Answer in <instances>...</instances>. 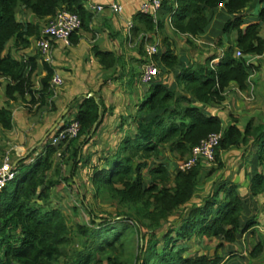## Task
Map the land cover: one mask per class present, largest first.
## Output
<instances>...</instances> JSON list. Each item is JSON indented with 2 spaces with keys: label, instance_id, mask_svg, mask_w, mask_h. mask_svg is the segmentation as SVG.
<instances>
[{
  "label": "trees",
  "instance_id": "trees-1",
  "mask_svg": "<svg viewBox=\"0 0 264 264\" xmlns=\"http://www.w3.org/2000/svg\"><path fill=\"white\" fill-rule=\"evenodd\" d=\"M87 1L0 0V76L9 78L5 88L7 104L0 107L3 129L13 128L11 101L29 97L27 102L39 107L55 105L51 99L54 68L45 63L46 75L40 79L41 87L36 88L33 77L38 73L39 56L18 59L6 52L9 43L14 41L19 49L30 47L32 38L41 35V21L53 16L59 8L78 13L81 27L88 26L93 14L85 8ZM255 2L262 6L255 17L248 18L244 11ZM26 13L32 18H20V14ZM215 18V27L220 32H236L235 42L225 49L217 63L211 62L214 55L204 61H184L175 52L170 37L165 35L158 51L150 58L159 67L160 74L150 84H144L148 89L136 116V132L124 137L111 155L100 158L102 167L101 161L94 163L91 154L86 155L105 120L104 103L89 95L76 101L74 117L80 123L78 137L64 145H52L50 132L38 155H35L36 148L18 158L15 178L0 191V264L222 262L216 250L212 255L192 252L190 242L193 238L199 241L217 238L220 240L217 248L235 242L249 224L244 227L241 224L248 199L237 184L225 180L214 183L201 196L199 188L206 169L202 163L182 171L176 163L172 169V163L158 160L164 145L182 157L211 133L222 131L223 137L214 151L219 167L223 164L221 151L247 143L249 136L260 142L263 162V126L251 130L249 125L245 131L236 124L223 128L221 118L210 114L206 107L223 100L231 82L246 88L253 72L247 57L264 54V0H163L157 17L142 11L135 16L144 33H164L168 19L172 30L187 36L188 42L191 36L205 35ZM221 41L219 38V46ZM237 49L242 51V56L236 55ZM98 55L107 64L113 62L112 52L98 51ZM170 75L174 77L173 82ZM57 153L61 157L68 154V162L71 160L70 174L64 178L60 175V165H54ZM90 163H93L90 181L96 196L107 192V200H115L118 208L115 217L104 218L95 215L90 206H84L89 221L77 223L74 229L63 208L52 204V189L62 180L73 181L80 164L87 167ZM21 164H30V169L18 172ZM263 187L260 170L251 178L253 196L262 194ZM81 201L84 204L86 197ZM178 212L179 227L173 225L164 230L173 213ZM135 236L137 251H133ZM82 237H87L83 243ZM75 243L83 248L72 249ZM262 252L264 241L253 247L251 255L257 257Z\"/></svg>",
  "mask_w": 264,
  "mask_h": 264
},
{
  "label": "crops",
  "instance_id": "crops-1",
  "mask_svg": "<svg viewBox=\"0 0 264 264\" xmlns=\"http://www.w3.org/2000/svg\"><path fill=\"white\" fill-rule=\"evenodd\" d=\"M112 2L120 3L123 7L122 11L112 10L110 8ZM141 3L142 0H88L85 8L93 14L91 22L73 33L69 41L54 42L52 63L43 61L36 47V38H34L35 47H32V44L26 49L7 47L6 52L18 59L39 56L38 73L33 77L36 88L41 87L40 79L46 75L45 63L54 68V74L60 75L61 84L52 85L51 99L55 104L52 108L33 105L27 102L29 97H26L27 100L19 98L11 101L13 128L6 130L0 126V159L5 153L12 151L13 164H16L18 158L26 156L34 148H38L35 152V155H38L42 151L44 138L58 118L65 111L66 119L74 117L77 109L76 101H80L86 95L91 96V93L98 102L102 101L105 107L104 123L95 137V144H89L88 148L93 154L92 162L102 161L100 158L111 155L124 137L136 132V116L146 99L148 89L140 82V75L144 63L150 61L152 57L147 54L145 47L149 43L161 45L165 35L170 37L173 47L175 40L170 34L172 26L168 19L166 23L170 31L165 28L164 33L143 32L142 24L135 19L136 14L141 11ZM98 4L105 5V9L95 11L92 6ZM261 6L255 2L246 8L244 13L248 18L255 17ZM24 17L31 19L32 15L20 14V18ZM130 23L133 24L131 28ZM216 24L215 18L205 35L191 36L190 42L187 36H176V38H184L188 47H181L180 52L174 47L175 52L184 61H204L214 55L211 62L217 63L225 49L235 42L237 34L236 32L223 34L219 30L216 31L215 29L219 28L215 27ZM262 34L264 35V28ZM144 37L146 41H143ZM219 38L222 40V46L218 45ZM201 44L208 47H200ZM192 49H195V52H192ZM98 51L112 52L113 62L109 64L103 62ZM247 58L248 63L253 67V72L246 88L241 89L236 82H231L223 94V100L212 102L206 107L210 114L221 118L223 128L233 124L242 131H245L249 125L251 130L259 126L264 127V54H253ZM170 76L173 82L174 77ZM8 82V77L0 76V90L4 96V103L1 102L0 107L7 104L5 88ZM37 126L33 136L30 135L31 130ZM2 138L4 140L1 141ZM260 151V142L249 136L247 143L221 151L223 164L220 167L216 161L210 166L204 165L206 169L199 195L205 196L214 183L225 180L237 184L240 192L249 202L241 220L243 227L248 222L249 224L235 242L228 243V251L220 254L223 258L220 264H264V252L257 257L251 255L253 247L264 241L263 195L253 196L250 190L252 175L261 170ZM251 243L254 246L250 249Z\"/></svg>",
  "mask_w": 264,
  "mask_h": 264
},
{
  "label": "built area",
  "instance_id": "built-area-1",
  "mask_svg": "<svg viewBox=\"0 0 264 264\" xmlns=\"http://www.w3.org/2000/svg\"><path fill=\"white\" fill-rule=\"evenodd\" d=\"M163 0H142L140 10L144 13L157 17L158 12L161 9ZM95 11H103L105 5L98 4L92 6ZM110 8L116 12H121L123 7L118 2L110 3ZM82 19L76 12H72L66 8H59L56 13L49 17L41 30V35L36 38V47L38 52L42 56L43 61L47 63L53 62V47L54 42L57 40L69 41L72 34L81 29ZM133 26L130 23L129 27ZM146 38V37H145ZM159 44H147L145 50L149 56H152L158 51ZM238 57L243 53L240 49L236 50ZM160 74L159 67L152 61L144 63L142 72L140 75V82L142 84H150ZM53 86L61 84V77L59 74H54L51 80ZM80 132V123L75 118L64 119L60 125H58L51 134V144H65L78 137ZM223 137V132L211 133L208 137L203 139L199 144L195 145L188 157L177 164L179 170L185 171L193 168L198 163H202L205 166H210L215 161V148L219 145ZM9 153V152H8ZM6 153L0 163V191L16 176L15 164L10 157V154ZM264 157V154H263ZM261 172L264 181V159L261 165ZM263 201H264V187H263Z\"/></svg>",
  "mask_w": 264,
  "mask_h": 264
},
{
  "label": "rangeland",
  "instance_id": "rangeland-1",
  "mask_svg": "<svg viewBox=\"0 0 264 264\" xmlns=\"http://www.w3.org/2000/svg\"><path fill=\"white\" fill-rule=\"evenodd\" d=\"M29 18V16H28ZM42 26H44L45 21H41ZM165 28L170 31L169 25L166 23ZM219 30V28L217 29ZM216 30V31H217ZM170 34L175 37L174 42V47L178 52H180L181 47H188L186 45V41L184 38H176L178 36L173 30L170 31ZM34 38L32 41V47H35L34 45ZM151 44V43H149ZM9 49H13L15 46L14 41L9 43L8 45ZM195 47V46H191ZM198 47V46H197ZM200 47H208L205 44H201ZM192 52H195V49L191 50ZM1 88V87H0ZM4 103V96L3 93L0 90V103ZM38 126L34 129L31 130L30 135L33 136V134L36 132ZM4 140V138L1 139V141ZM3 145V143H2ZM36 149V148H34ZM33 150V149H32ZM1 151V149H0ZM3 152V151H2ZM91 150H88L86 152V155L90 153ZM6 154V153H5ZM4 154V156H5ZM8 154H10L11 159L13 160L12 157V151H10ZM189 154V153H188ZM188 154L185 156H182L179 153H173L170 152V149L167 145H164L162 148V155L160 156L158 161H164V162H170L171 167L173 169V163L179 164L182 161H184L187 157ZM28 155V154H27ZM91 155L92 152H91ZM2 157V159L4 158ZM93 158V157H92ZM97 158V157H96ZM0 159V163L1 160ZM99 159V158H97ZM96 159V160H97ZM71 160L68 162V154L65 157H61L59 153H57L56 157L54 158V165L56 166L57 164L60 165V170H61V177H66L69 176L70 170H71ZM91 162V161H90ZM96 162V161H95ZM94 162V163H95ZM25 163H29L25 162ZM99 166H103V161L99 162ZM93 163L86 165L80 164L79 170L77 173L76 178H73V181L68 183V181L62 180L59 185H57L55 188L52 189V204L57 206H61L63 208V211L66 213L67 218L69 220V224L76 229V224L77 223H83V222H88L89 221V214L86 210H84V206H90L92 211L95 213V215H100L101 217L108 218L109 215H113L115 217L116 211H117V203L115 200H107L108 198L107 192H103L101 194H98L96 196V189L92 186L91 184V175H93ZM30 169V164H21L19 166V171L20 173H25ZM145 173H147V169L144 170ZM86 197V202L83 204L82 203V198ZM77 208V209H76ZM180 212L178 213H173V216L170 218V222L165 224L164 230L168 229L171 226H176L177 228L180 225ZM113 217V218H114ZM98 221H100L98 219ZM131 223V222H130ZM160 236L162 233L159 234ZM82 243L87 240V237H82ZM220 243V240L217 238H204L202 240H197L193 238L190 242L191 244V249L192 252H198V253H208L212 255L214 251L216 250L219 254H223L225 251H228V243H225L223 247H226L225 249L220 248L218 244ZM134 250H136L137 246V237L135 236L134 241ZM254 246L253 243H251L250 249ZM78 247L79 249H82L83 246L77 245V243L72 246V249ZM158 249H162V246H159ZM102 258H105V256H102Z\"/></svg>",
  "mask_w": 264,
  "mask_h": 264
},
{
  "label": "water",
  "instance_id": "water-1",
  "mask_svg": "<svg viewBox=\"0 0 264 264\" xmlns=\"http://www.w3.org/2000/svg\"><path fill=\"white\" fill-rule=\"evenodd\" d=\"M91 96H93V93L90 94ZM66 111L58 118V120L56 121L54 127H52V129L50 130V132H52L53 130H55V128L58 126V124L62 121V119L64 118ZM48 132L47 135L50 133ZM46 135V136H47Z\"/></svg>",
  "mask_w": 264,
  "mask_h": 264
}]
</instances>
